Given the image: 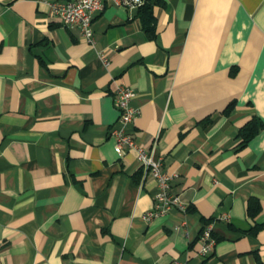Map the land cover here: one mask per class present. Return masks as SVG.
<instances>
[{"label": "crops", "instance_id": "crops-1", "mask_svg": "<svg viewBox=\"0 0 264 264\" xmlns=\"http://www.w3.org/2000/svg\"><path fill=\"white\" fill-rule=\"evenodd\" d=\"M50 1L0 0V264H264V0H160L152 37L106 0L92 42ZM119 85L185 212L144 219L156 180L114 149Z\"/></svg>", "mask_w": 264, "mask_h": 264}, {"label": "built area", "instance_id": "built-area-1", "mask_svg": "<svg viewBox=\"0 0 264 264\" xmlns=\"http://www.w3.org/2000/svg\"><path fill=\"white\" fill-rule=\"evenodd\" d=\"M106 0H54L49 2L51 13L67 26L76 25L81 30V35L89 42L93 41L92 18L96 11L101 10ZM115 3L127 7H138L145 0H113ZM105 64L108 63L103 58ZM134 91L129 85H119L115 90L114 104L118 110L116 123L111 129L114 137V149L122 154L126 150L135 153L136 159L144 169V173L156 180V192L153 196L151 208L143 212V217L149 220L153 217L164 215L172 208L185 212L187 202L181 198L179 193L171 191V181L177 175L168 172L162 165L161 157H156L153 150L139 143L127 127L137 114V108L130 105ZM216 238L212 233L209 223H205L199 236L200 245L197 254L201 257L212 253ZM170 264H180L175 260Z\"/></svg>", "mask_w": 264, "mask_h": 264}, {"label": "trees", "instance_id": "trees-1", "mask_svg": "<svg viewBox=\"0 0 264 264\" xmlns=\"http://www.w3.org/2000/svg\"><path fill=\"white\" fill-rule=\"evenodd\" d=\"M162 4L160 0H145L141 5L137 7V14L139 15L143 28L151 37L154 36V16L152 12L153 5ZM235 70H231L233 74ZM234 105V101H231L224 109L223 112L228 114ZM206 118L205 121H208ZM263 127L262 120L253 115L247 120L238 130V136L241 139V145L247 143L253 136H255ZM260 203L256 198H250L247 202V212L250 216H254L260 210ZM264 226V223L255 224L250 228V231L255 233L258 229ZM202 231V230H201ZM200 231V233H201ZM200 236V235H199Z\"/></svg>", "mask_w": 264, "mask_h": 264}]
</instances>
